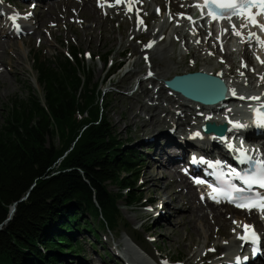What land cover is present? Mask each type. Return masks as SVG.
<instances>
[{
    "label": "trees",
    "instance_id": "1",
    "mask_svg": "<svg viewBox=\"0 0 264 264\" xmlns=\"http://www.w3.org/2000/svg\"><path fill=\"white\" fill-rule=\"evenodd\" d=\"M66 51L34 53L42 95L29 90L0 111V264H69L84 253L79 235L101 243L100 231L123 222L119 202L136 208L143 200L134 184L144 155L123 146L80 53ZM111 55L100 57L104 65Z\"/></svg>",
    "mask_w": 264,
    "mask_h": 264
},
{
    "label": "rangeland",
    "instance_id": "2",
    "mask_svg": "<svg viewBox=\"0 0 264 264\" xmlns=\"http://www.w3.org/2000/svg\"><path fill=\"white\" fill-rule=\"evenodd\" d=\"M92 6L101 14H105V19L108 22V26L111 28L115 40L111 41L109 37H100V30H96L95 40L91 48H88L87 43H80L82 38L81 27H78V20H70L74 26L78 27L77 31H71L68 29V25L61 22L59 24V29L55 28V23L49 21L47 25L42 26L38 31L41 36L35 34L31 35L33 38L22 44L18 38L9 39L16 42L14 50L20 52L21 57L19 59L14 56L13 52L8 55L3 53V49L0 48V56L4 57L6 63H9V56L13 58L12 62L16 65L18 62L20 66V71L16 74L11 75L8 71V65H0V72H3L5 77L0 79V83L5 81V84H10L12 89L5 91L4 88L0 87V111L4 109L6 105L14 99H24L27 96V92L32 90L36 96H41V89L38 86L35 78V72L32 68V56L34 53L39 51L45 59L56 57L64 58L66 56V49L75 48L81 55V62L85 71H88L92 77L93 83L98 84L99 98L105 104L108 118L115 130H117L118 139L124 143L123 146L128 149H132L140 152L144 155L143 160L137 164L139 172L136 177L137 182L134 184V190L137 191V195L143 198L139 207L136 208H126L122 206V202H119L117 209L119 210L120 217L123 219L121 225L117 226L115 230L110 231H100L99 234L102 237V242L94 245L92 247V241H95L91 234L84 232L83 235H79L78 239L83 243L84 253L80 254L78 257H71L66 259L69 264H131L126 261L122 256V248L120 244L125 237H130L137 247H141L146 251H149L157 260L165 264H185L188 258H190L196 251L197 246H199V251L202 252L200 255H205L209 251H212V245L208 248H201L203 239H201L197 245L192 246L188 249V242H182L183 238H187V229L183 226L180 227V231L175 233L173 231L176 226L170 219L175 212L177 215H183L186 213L184 209L172 206L171 200L169 198V188L171 181H176L175 175L181 174L185 179L183 173L182 163H178L176 167L177 171H172L167 174L160 165L150 167V162L154 158L150 148H156L157 143L149 144V137L152 136L151 131L149 134H139L138 131L142 127V122L135 120V123H131L132 114L128 113L127 100L130 97H135L139 88V80L144 79L149 76V67L153 65L159 66V64H164L169 67V71L165 72L162 76H155L147 85L151 86V92L155 93L159 87H164L163 80L170 79L173 75L183 74L182 72L187 69H191V72L199 69L200 66H205L207 68L215 69V73L220 71H225L228 68V63L222 61V56L220 54L213 53L215 50V28H203L199 25V21L196 24L193 22L191 27L184 26L183 24L188 20L187 17L192 16V3L187 0H174L177 10H183V12L172 11L169 8V2H165L163 8H160L158 4L154 3L153 0H135L132 5L131 11H126L122 7V2L116 6L118 10L106 11V4L110 3L112 0H105V4L98 8L95 6L94 0H90ZM2 7L14 14L19 19H27V15L32 12L35 18L40 20L44 19L46 13L43 11L45 7L44 2H38L36 0L31 2V0L21 1V0H1ZM25 2L28 5V14L20 10L19 4ZM183 2V3H182ZM126 7L128 6L129 0H124ZM187 3L188 5L184 4ZM139 4H145L147 7L144 9L139 8ZM32 7L36 6L34 10ZM125 7V8H126ZM190 8V9H189ZM101 9V10H100ZM189 10V11H188ZM26 13V14H25ZM189 13V14H187ZM142 21V23H140ZM161 22L166 23V29L162 33L159 32V25ZM29 25L27 21H23V25ZM20 25V24H19ZM88 25L85 23V26ZM195 26L203 28L204 34L202 36V44L200 48L202 49V54H190V49L183 45L180 40H175L176 36L173 35L174 29L186 33L190 42H196L200 37L196 38ZM12 27V25H11ZM11 27H8L11 29ZM177 27V28H176ZM225 29V26H221ZM33 29V28H31ZM29 32H31L29 30ZM50 32V33H49ZM24 36H29L24 34ZM209 38V39H208ZM8 40L7 37L3 38ZM208 39V40H207ZM79 40V41H78ZM171 41L174 44H171ZM233 42V41H232ZM151 45V46H149ZM63 48H66L65 50ZM224 48V47H223ZM219 50L222 48L219 47ZM106 52H112V55L108 58V64H103L100 57ZM17 58V59H16ZM137 62L138 67L142 69L139 73H133L131 75L130 85L127 89L121 88L119 82L124 80V75L132 69V64ZM236 61H238L236 59ZM116 63H122V67H116ZM12 64V65H13ZM159 68H157V72ZM17 79L18 83L14 80ZM166 95H169L168 91ZM143 101L148 105H154L153 101L149 98L141 96L138 99ZM189 104V103H188ZM134 112L139 113L142 120L148 121L150 118L149 113L142 112L140 110V104H134ZM182 109L190 112L195 107L190 104L188 107L183 104ZM171 113H178L180 108H172ZM196 113H200L197 112ZM124 118V119H122ZM150 130V129H149ZM194 130H189L186 133H181L177 141L183 142L185 139H191L190 137H195L192 135ZM143 138V139H142ZM55 144L59 146L60 141L56 138L54 140ZM263 142H258V145H262ZM149 171L146 172V171ZM143 173H148L150 176H154L155 181L162 180L163 176L165 179L169 176V179L165 181V188L162 193H158V198L156 201H148L150 197L148 194H143ZM169 173V172H168ZM130 178L132 176H129ZM190 183L197 192L202 193V187L194 185L191 181ZM152 183H148V187H151ZM109 191L114 193L118 192L117 186L110 184L108 187ZM166 203V207H161L162 204ZM216 206V205H214ZM166 214V219L164 221L155 222L154 217L160 211ZM220 210L222 214L230 222L234 224L241 225L240 221L231 217L230 208L221 207ZM208 213V210H205ZM126 223V225H123ZM142 225H148L153 228V231L144 230ZM165 229V230H164ZM258 233V232H257ZM261 236V234L259 235ZM169 237L171 238L169 240ZM197 239V238H195ZM221 240H215V242ZM118 246V248H117ZM170 254L173 257L172 261L162 258V254ZM223 256L220 255L219 250L216 255H212L203 264L215 263L218 259ZM190 264H201L195 261ZM221 264V263H218Z\"/></svg>",
    "mask_w": 264,
    "mask_h": 264
},
{
    "label": "bare ground",
    "instance_id": "3",
    "mask_svg": "<svg viewBox=\"0 0 264 264\" xmlns=\"http://www.w3.org/2000/svg\"><path fill=\"white\" fill-rule=\"evenodd\" d=\"M22 1V0H21ZM26 1V0H23ZM38 2H44L45 7H43V11L46 13L44 15V19L40 20L35 18L31 13L27 15V19H19L14 14H10V12L6 11L2 7V2L0 0V48L3 49V53L8 55L10 52L14 53V56L19 59L21 57L20 52H16L13 48L16 45L15 41L9 40L14 38H18V35H15V29L8 30V27H12L15 24H22L23 21H27L29 25L20 26L21 34L18 40L25 44L29 42L33 37L31 35L37 34V36H41V33L38 31L42 26L47 25L49 21L55 23V28L59 29V24L61 22L68 25V29L76 32L78 27H81L82 38L80 39V43L86 42L88 48H91L93 42L95 40L96 30H100V37H109L111 41L115 40V36L111 31V28L108 26V22L105 19V14L101 15L95 7L92 6L90 0H36ZM122 7L128 10V6L124 3V0H121ZM154 3L158 4L160 8H163L165 2H169V8L172 11L183 12V10H177L176 4H174V0H153ZM183 3V2H182ZM115 2L112 0L110 3L106 4V11H115L118 10ZM188 5L187 3H184ZM103 6V1L100 4ZM20 10L23 12H27L28 14V5L25 2L19 4ZM126 7V8H125ZM147 6L145 4H139V8L146 10ZM36 6L32 7L31 10H34ZM190 9V8H189ZM101 10V9H100ZM191 10V9H190ZM189 11V10H188ZM26 14V13H25ZM189 14V13H187ZM78 20V27L74 26L70 20ZM258 19V18H257ZM193 21V20H192ZM260 22V20L258 19ZM85 23L88 25L85 26ZM193 22H185L184 26L191 27ZM202 23V21H201ZM234 23L238 29L241 31V36H236L233 34L231 25L228 24L226 27V31H222L220 25L218 26V31L214 29L215 34V50L213 53H218L222 56V61L228 63V68L225 71H220L219 73H215V69L207 68L205 66H200L199 69L195 71H200L203 73H207L210 75H214L227 83H232L235 88H243L245 90H254L264 87V82L261 81V76H264V64H261L257 61V57L260 60H264V49L261 48L260 44L256 42L255 38H252L250 41H246L249 33H254L255 36L260 37V39L264 40V36L262 35V31L259 28L250 27L240 28L242 23L241 20H238ZM196 24V23H195ZM203 27V26H202ZM33 28V29H31ZM159 32L162 33L166 29V23L161 22L159 25ZM177 28V27H176ZM213 29V27H212ZM29 30L31 32H29ZM196 30V38L198 41L190 42L187 34L174 29L173 35L176 36L175 40H178L181 37V41L183 45L190 49V54H202V49L200 45L202 44V36L204 34L203 28L195 26ZM50 33V32H49ZM26 34L29 36H22ZM7 37L8 40H4L3 38ZM221 37V43L224 45L222 50H219V41L218 38ZM209 39V38H208ZM207 39V40H208ZM231 39L237 40V43L233 49L229 47V43ZM79 41V40H78ZM171 44H174L171 41ZM16 58V59H17ZM237 58H240V61H236ZM13 58L9 56L8 61L6 63L3 56H0V65H8L9 73L11 75L16 74L20 71V66L18 63L16 65L12 62ZM13 64V65H12ZM120 64V63H119ZM247 65V67H245ZM157 68L159 71L157 72ZM169 67L164 64L151 65L149 67V76L139 80V88L140 92L135 97H130L127 100L128 113L132 114L131 123H135V120L142 122V127L138 131L139 134L147 135L151 131L152 136L149 137V144L157 143L158 146L156 148H150L149 151H152L154 154V158L150 162V167H154L156 165H160L162 169L166 170L167 174H170L172 171H177L178 163H187L190 162V156H202L206 161L211 162L214 160H219L231 153L228 145L223 143V141L218 140L216 138L210 139H201L195 137H190L191 139H185L183 142L177 141L178 136L181 133H186L189 130H196L198 128L199 123H204L207 121H212L210 118H204L199 116L197 112H200L196 109H192L188 112L185 109H182V105L186 104L188 107L190 103L183 100L179 95L169 93L166 95L168 91L167 88L159 87V89L155 92H151V86L147 85L155 76H162L165 72L169 71ZM142 69L138 67L137 62L134 61L132 64V69L128 72V74L124 75V80L120 81V87L127 89L130 85L131 75L133 73H139ZM191 72V69H187L182 72L183 74ZM5 77L3 72H0V79ZM166 79L163 80L166 81ZM15 83H18V80H14ZM0 87L4 88L5 91H9L12 89L10 84H5V81L0 83ZM229 94V91H228ZM141 96H145L149 98L150 101H153L154 105H148L143 101H139L138 99ZM231 101V100H230ZM140 104V110L145 113L150 114V118L148 121L142 120L139 113L134 112V104ZM221 106V105H220ZM219 107V106H218ZM172 108H180L178 113H171ZM211 114H214L213 119H215V123L219 124L221 122H225L226 116L228 118H233V123H228V129L236 130L237 128L233 127L235 123H241L242 117L238 115V113L225 112L224 106H221L219 111H214ZM239 118V119H237ZM248 118L251 119V116L248 115ZM124 119V118H122ZM234 119H237L236 121ZM256 117H254V123H246L243 127L238 129L242 130L245 138L247 139V143L257 144L259 141H263L264 138V126L258 125L255 123ZM248 121V120H247ZM150 129V130H149ZM252 130V131H251ZM263 134H261V133ZM198 135V134H197ZM143 139V138H142ZM249 145V146H250ZM146 172L149 173L147 170ZM148 173H143V194H148L150 197L148 201L154 200L159 197L158 193H162V190L165 188L164 183L169 179V176L165 179L163 176L162 180L155 181L154 176H150ZM176 181H171L169 192V198L171 200L172 206L179 207L180 209H184L186 211L183 215L173 214L171 216L172 222L176 225L173 229L175 233L180 231V227L183 226L187 229V238H183L182 242L186 240L188 242V249L192 246L198 244V242L203 239L201 248H208L212 245V251H209L205 255H200L203 249L199 251V246H197L196 251L193 255L184 261L185 264H190L195 261L197 263H205L208 258L212 255H216L219 250L220 255L223 254L221 259L215 261L213 264H264V226L262 222H258L255 215L252 211H241L230 208L231 217L240 221L239 227L238 225L230 222V219H227L224 214H222L220 207L214 206L211 202H208L204 195L198 194L197 190L189 183L187 180L183 178L181 174L175 175ZM165 180V181H164ZM148 183H152L151 187H148ZM210 195V192L207 193ZM142 202V201H141ZM167 204L164 203L161 207H166ZM161 207L159 208L158 214L154 217L155 222L164 221L166 219V214L161 211ZM208 210V213L205 212ZM144 230L153 231L148 225H142ZM244 226H248L250 229L254 228L256 232H262V236L260 238V243L262 247V253L257 258H254L252 255H249L250 260L244 263L243 261L238 263L240 258L246 257L250 250H253V245L251 243H246L239 239L240 236L245 235ZM165 230V229H164ZM197 238V239H195ZM171 238L169 237V240ZM215 240H221L215 242ZM123 252V258L131 264H165L157 260L149 251L142 249L141 247H137V245L133 242L130 237H125L120 244ZM248 252L243 256L241 253L247 250ZM118 248V246H117ZM162 258L167 259L168 261H172L173 257L170 254H162ZM212 264V263H210Z\"/></svg>",
    "mask_w": 264,
    "mask_h": 264
},
{
    "label": "snow or ice",
    "instance_id": "4",
    "mask_svg": "<svg viewBox=\"0 0 264 264\" xmlns=\"http://www.w3.org/2000/svg\"><path fill=\"white\" fill-rule=\"evenodd\" d=\"M121 0H116V3L119 4ZM135 0H129L128 3V10L131 11L132 5ZM195 8L201 11L203 14V10L207 9V14L210 17V23L215 22H222L227 20L231 25V29L234 35L241 36L240 29L232 23V19L235 17L242 21L240 28H247V27H256L259 28L262 32H264V23L258 21V17L264 16V0H204L203 4H196L194 5ZM255 9V11H251ZM190 22L192 21V17H187ZM142 23V21H140ZM226 31V29L222 30ZM252 38L256 39V42L260 44L261 48L264 49V40L260 39V37L255 36L254 33H249V40ZM151 46V45H149ZM260 60L259 57H257ZM261 64H264V60H260ZM247 67V65H245ZM261 81L264 82V76H261ZM235 94V92H233ZM240 99H245V97L241 96ZM248 99L251 100H259L260 98L257 96L249 97ZM264 108V105L260 106ZM255 113V123L261 126H264V112H261L260 108L252 109ZM231 123V121H230ZM234 128L243 127V125L239 123L233 124ZM240 157L242 162L248 160V157L244 153L243 149L240 150ZM231 176L237 177L240 179L245 185L249 188L254 185L258 184L261 188H264V162L256 161L253 163L252 174H246L241 176L239 172L232 170L230 172ZM195 183L203 184V180H196ZM211 187V185H209ZM243 189L236 188L235 186L229 185L227 191L218 190L216 188H212L213 195L211 198L216 201L220 202L219 197H223L227 199L229 202L235 203L237 207H246L251 210L254 207L259 208L262 212H264V200H242L239 197H233L232 193H241ZM245 228V235L240 236L239 239L242 241H252L256 243L258 238L253 230H251L248 226H244Z\"/></svg>",
    "mask_w": 264,
    "mask_h": 264
},
{
    "label": "water",
    "instance_id": "5",
    "mask_svg": "<svg viewBox=\"0 0 264 264\" xmlns=\"http://www.w3.org/2000/svg\"><path fill=\"white\" fill-rule=\"evenodd\" d=\"M164 85L180 93L184 98L199 102L204 105H215L224 100L227 87L220 79L203 72L187 73L175 76L169 81H165ZM203 134H214L217 137H223L228 127L226 124L215 126L213 123H204L201 126ZM16 203L9 210L8 221L15 211Z\"/></svg>",
    "mask_w": 264,
    "mask_h": 264
}]
</instances>
